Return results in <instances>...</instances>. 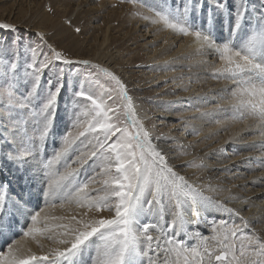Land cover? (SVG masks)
<instances>
[{"label": "snow or ice", "instance_id": "snow-or-ice-1", "mask_svg": "<svg viewBox=\"0 0 264 264\" xmlns=\"http://www.w3.org/2000/svg\"><path fill=\"white\" fill-rule=\"evenodd\" d=\"M248 2L209 0L205 19L201 0H181L175 7L167 5V0H161L163 7L150 9L154 12L151 22L161 23L180 35L192 36L201 50L214 52L222 62L217 73L236 85L232 97L237 102L234 105L236 111L241 113L238 118L244 119L246 115L258 120L264 128V5L253 23ZM221 19L226 20L228 36L218 39L214 32L217 20ZM7 28L9 25L0 24V29ZM37 36L38 41H44L42 35ZM41 46L40 43L36 47L29 46L32 60L27 68L31 72L26 75L30 76V87H26L24 93L18 92V63L9 59L5 64L0 58V71H6L10 77L7 88L0 92V107H4V112H0V123L5 124V131L11 129L20 136L18 118L10 114L14 110L39 109L32 112L34 118L39 117L38 136L34 139L20 136V146L10 147L6 153L8 160L21 168L33 154L34 140L43 143L52 131L64 88L61 76L55 85L50 80L47 91L42 92L43 72L56 61L64 65H89L88 60L72 61L50 45L48 52L38 51ZM92 67L112 82V91L117 95L75 93L87 103H81V99L75 101V107L71 109L75 132L69 131L63 136L62 147L44 163V169L50 170L66 159L70 145L79 137L91 135V138L85 145L86 150L72 161V165L78 167L66 164L63 172L57 169L49 174L43 195L49 207H56L57 202L60 207L75 203L78 208L96 213L106 211L109 217L87 218V213L80 218L73 215L68 223L57 225L59 231L54 236L53 229L46 224L38 225L42 219L62 220V217H49L39 203L25 214L22 208L27 204L20 197L9 207V187L0 185V240L4 241V246L0 247V264H82L86 254L92 264H145V258L146 264H204L205 260L212 264L213 259L217 264H264V242L252 235L238 237L241 229L223 226V222L219 234L213 237L217 242L215 245L209 246L200 232L195 236L201 239V246L185 244L181 234H188L186 207L191 205L198 213L203 204L216 208H223V205L204 197L175 170L169 154L152 142L150 132L135 117L133 101L121 79L106 68ZM104 83L102 81L100 87ZM117 97L124 103L117 104ZM0 140H3L0 144V159H3L4 145L15 143V136L12 140L0 136ZM89 161L95 165L94 174L86 181L78 182L80 168ZM90 185H99L92 190L94 195L88 191ZM12 212L22 217L26 215L25 223L30 220L23 237H31L43 254L25 251L19 239L6 235L4 217ZM169 213L170 221L167 219ZM143 217L147 222L142 220ZM213 231L217 229L214 227ZM40 237L55 246L44 251Z\"/></svg>", "mask_w": 264, "mask_h": 264}, {"label": "rangeland", "instance_id": "rangeland-1", "mask_svg": "<svg viewBox=\"0 0 264 264\" xmlns=\"http://www.w3.org/2000/svg\"><path fill=\"white\" fill-rule=\"evenodd\" d=\"M102 1L103 0H0V24L9 25V28L7 29H0V58L4 60L5 64H7L9 59H14L18 63L17 87L19 93H24L25 88L30 87V84L28 83V81L30 80V76L26 75V72H31V69L27 68V64L32 60V54L29 51V46L36 47L37 43H40L42 46L38 51L48 52V46L50 45L57 51H60L63 56L71 59L74 62L82 60L89 61L88 66L79 63L64 65L61 62L56 61L50 69H46L42 74V92L47 91L50 80L52 84L55 85L58 82L59 77L61 76L63 77L62 83L64 84V88L58 100L57 111L55 113L54 126L52 131L43 143H41L38 139L34 140L36 147L33 151L32 156L38 154V157L41 158V161L39 162L41 170L40 175L43 177L44 181H42L41 185L39 186L38 190L35 191V193H29L27 191V193L24 195V197L28 199H26V204H28L26 208L22 209L23 212L24 210H26V213L28 212V210H33L35 204H33L32 206V200H34L35 202H41L42 204L45 202L43 193L47 188L46 181L48 180L50 173L57 171V169L60 172H63L65 170L66 164L72 165V161L76 160L80 153L86 150L85 145L88 143V139L91 138V135H89V137L87 138L79 137L72 145H70L66 159L61 160L59 165H54L50 170L47 171L43 167L44 163H46L48 159L52 158L54 153L56 151H59L62 147L63 136L66 135L69 131L75 132V129L73 128L74 118L72 117L71 109L75 107V101L77 99H81L77 97L75 93L80 91H85L92 94H102L104 92H108L113 96L117 95L116 92L112 91V82L107 81L101 73L97 72V68L92 67V65L98 66L100 68H106L112 71L121 79V81L123 79V81H127L128 73H126L124 78L123 74L120 72V69L122 67H127L126 69L131 70L133 73V78L130 81L135 82V84L137 83V86L139 85V90L137 91H139L138 93L140 97H142V99L144 98L143 101H151V98L154 97V93H152L151 91V83H149L148 79H145L146 75H148L150 72V74L153 73V76L151 78L155 81L154 83H156V88H159V92L157 91L158 93L156 92L157 94L155 93V95L159 96L161 94L163 96H176V94L180 95V93L184 92L187 95L192 94L189 93L192 90L189 91V89L186 87L187 85H189V83H191V81L188 82L187 80H183V82L181 78L175 80V82H170L173 77L175 79L179 78V75H176L174 72L168 73L167 71H165L166 73H164L163 71L165 69L163 68V66L160 67L159 62H152V59L156 55V53H153L151 55L150 52H153L154 49L157 48L158 44H160V40L155 41L152 37V29H147L149 26L147 25V19L143 18L145 17L143 8L147 9L146 11L154 17V12L150 11V9H159L163 7L164 5H162L161 0H137V2L135 3L130 2V0H106L109 2V5L106 8H104L103 5H100ZM201 2L204 5V13L208 12L209 0H201ZM180 3L181 0H167V5L172 7H175ZM97 5L99 6L97 7ZM262 5H264V0H249L248 9L253 23L256 21V19H258L259 10L261 9ZM49 9H51V11ZM115 11H117V14L114 13ZM121 11L122 14L121 16H119V12L121 13ZM206 14L208 16V13ZM149 20H151L150 16ZM221 20L223 22L220 24L221 28H217L214 32V35H216L217 33L220 34L219 37L216 35L218 39L228 36L226 20ZM76 29H79L80 31L77 32ZM37 34L42 35L44 37V41H38ZM112 52L113 56L111 55ZM118 61L121 62V65H115V63H118ZM159 69L162 70L160 71ZM142 70L144 71L141 73ZM155 71L163 72L161 73V75L163 74L164 76L158 79V76H154L156 73ZM213 76L214 75L211 76V79L216 78V76ZM102 81L105 83L103 87H100ZM9 82L10 77L6 74V71H0V92H3L4 89L7 88ZM176 82H178L177 85H175ZM232 83L233 81L231 80V84ZM133 87L134 86L131 85L130 88ZM234 87L235 85H233V88ZM186 88L187 90H185ZM203 95L208 98L206 100L207 102H212L206 105V108L201 113L202 115L205 113V116H203L206 117L205 119H210L211 116V118H215L214 121L217 122L218 118L220 119L221 117L227 116V110H223L222 106L216 104L217 100L215 98H211L212 94L208 95L205 92L201 95L200 93H198L197 97L196 94L192 97L198 98L202 96L203 98ZM203 99L205 101V98ZM115 102L117 104L124 103V101L119 100L118 97ZM151 102H153V100ZM81 103L87 102L81 99ZM198 104L201 103L198 102ZM189 105L190 107H185V105H182L181 107H179L178 105L175 107L173 106L172 108H174V111L170 112L171 114H168V117L171 118H168L167 120L168 125L173 124V126L170 127L172 128L171 130H173V133L175 134L179 133L177 134V136H179L178 140H176V136L172 137L171 141H174L175 143L176 141H179L184 137L183 133H185L186 131V135L191 133L192 136L196 138L193 140V138L190 137L189 141L191 143L194 142L193 144L195 145L200 142L199 140L201 139V136L199 134L198 136L196 133L195 135L194 131L192 132V129H190L191 126L187 124L186 119L184 118L183 120V117L181 116L182 113L185 112V116H189L191 114L189 113V110H192L193 105ZM212 108L215 110L213 111ZM209 109H211L212 111H210ZM34 110L38 111L39 109L38 107H36L35 109L29 108L28 110L16 109L10 113L11 115H14L18 118L17 123L19 126L20 136H24L25 139H34L36 136H38V130L40 127L38 123L39 117H33L32 112ZM0 112H4V107H0ZM209 113L211 115H209ZM206 114L208 116H206ZM82 119L84 118L82 117ZM138 121H140L141 123L148 121L149 125L148 127H146V129H155V132H157L156 129H158L157 124H160L155 123L156 118H154L153 114H150L147 118L138 119ZM166 125L164 126L165 128ZM181 129L185 131H183L182 134L181 132H179ZM10 132H12L11 129L5 131V124L0 123V136H3L9 140H12L13 136H15V143H9L7 145H4L3 147L2 151L4 155L3 159H0V169H4L5 165L8 166V163H11V161H9L7 158V150L5 151V149H8L10 147H18L21 144L20 136H16L14 132H12V135H9ZM155 132L150 134H155ZM159 136L163 137V134L160 133ZM166 136L164 137L166 138ZM181 143L183 142L176 143V145L182 146ZM0 144H3V140H0ZM183 144V146H186L187 148L190 147L189 142ZM226 148L227 145H225L224 150H222L221 148L219 152H226ZM233 162L238 163V161L235 160ZM72 166L78 167V165ZM94 169L95 165L92 161L86 163L82 168H80L79 176L76 178L77 181H86L94 174ZM14 175L8 173V176H4L6 177L7 181H2L3 178H0V185H7L9 187L7 183L10 179L13 180V178H15ZM18 176H20L19 173ZM27 183L30 187V182L28 181ZM22 185H24V183H22ZM43 185L45 186L44 190L42 187ZM98 186L99 185H90L88 191L94 195L95 193L92 192V190L94 188H98ZM18 188L20 191L21 186H18ZM201 192L204 193V191ZM13 197H15V202L16 198L21 196L16 197V195H14ZM67 206L70 207L68 208V214L63 213V219L59 220V223H68L71 216L77 215V218H80V216H83L85 213H87V218H99L100 216H103L105 218L109 217V213H107L106 211L102 213H95V211H89L86 208H78L75 203L71 205L65 203L64 207H61L63 212L65 211V208ZM56 207L60 208L59 202H57ZM74 210H76V212ZM23 218L27 219V216L25 215ZM167 218L169 219V221L171 220L170 213ZM142 219L147 222L146 217H143ZM221 221L224 224L223 226H236V224H232L233 221L228 222V219L211 222L212 225L209 226L208 234L202 236L207 241V244L209 246H213L217 243L216 240L213 239V237L219 234V229L222 226ZM215 222L216 224H218L215 225ZM30 223V220H28V224ZM28 224L26 228H24V230L27 229V227L29 226ZM201 225L203 224L201 223ZM21 226L22 224H19V228H21ZM214 227L217 229L216 232L213 231ZM243 228L244 229L240 228L241 232L238 233V237L241 235H250L249 232H252L246 231L245 226H243ZM51 229H54V227ZM58 230L59 229H55L56 233L53 232L52 234L55 236ZM197 231L200 232L198 229ZM255 234L257 235V233L255 232L251 233V235L253 236ZM153 235H155V233H153ZM181 239L185 240V244L187 242V246H201V239L197 238L196 236L194 237L193 241L188 237H181ZM186 240L191 242L189 243ZM42 241L47 242L48 240L43 239ZM237 241V249H239L240 241L239 239ZM260 241L264 242V240ZM3 243L4 242H2L1 244L3 245ZM92 254L94 255V248L92 250ZM162 258L163 257H161V259ZM204 264H207V260H205ZM212 264H217V262L213 259Z\"/></svg>", "mask_w": 264, "mask_h": 264}, {"label": "bare ground", "instance_id": "bare-ground-1", "mask_svg": "<svg viewBox=\"0 0 264 264\" xmlns=\"http://www.w3.org/2000/svg\"><path fill=\"white\" fill-rule=\"evenodd\" d=\"M100 5H103V7L106 8L109 5V2L103 0ZM98 6L99 5H97V7ZM143 10L145 17L150 16L151 19L153 18V16L146 11L147 9L143 8ZM114 13L117 14V11ZM206 13H203L205 19L207 16ZM119 14V16H121L122 11L121 13L119 12ZM147 22V25L149 26L147 29H152L153 39L155 41L160 40V44H158L157 48H155L153 52H150L151 55L156 53L155 56L153 55L152 62H159L160 67L163 66L165 69L163 71L164 73L167 71L168 73L174 72L176 75H179V78L175 79L173 77L170 82H175V80L181 78L182 81H191L189 85L186 84V87L189 91L192 90L189 92L192 94L187 95L184 92L180 93V95L176 94V96H163L161 94L157 96L155 93L159 88H156V83H154L155 81L151 78L153 73L150 74L151 72H148L149 74L146 75L145 79H148L149 83H151V91L154 93V97L151 98L153 102H151L152 100L143 101L144 98L142 99L138 93L139 91H137L139 90V85L137 86V83L135 84V82L130 81L133 78L132 71L127 70V67H122L120 72L123 74L124 78L126 73H128L127 81H123V79L122 82L126 85L128 95L133 99V111L135 117L138 120L147 118L150 114H153L154 118H156L155 123L160 124H157V132L154 131L155 129L152 130L147 128L150 133L155 132V134H151L152 142L162 147L165 152L169 154L172 165L180 175L184 176L186 180L193 184L197 189H202L201 191H204V193L202 192L204 197H210L212 201L223 205V208H216L209 204H203L199 207L198 214L193 206H187L185 209V216L189 221L188 234H181V237H188L193 241L195 233L198 232L197 229L202 236H204L208 234L209 226L212 225L211 222L228 219V222L233 221L232 224H236L239 228L244 229L243 226L246 225V231L255 232L257 233V235H254L255 237H258L259 240H264V135L261 134L264 132V128L261 127L258 120L248 118L246 115L244 119L238 118L241 113L236 111L234 105H236L237 102L232 97V89H234L236 85L234 83L231 84L230 79H225L217 73V69L221 66L222 62L217 58V55L214 52L209 53L206 50H201L192 36L180 35L177 32L166 29L161 23H152L149 19H147ZM199 22L201 21H197V23ZM221 23H223L222 20H217L216 29L221 28ZM216 35L219 37L220 34L217 33ZM241 35H243V33H241ZM111 55L113 56V52ZM117 64L121 65V62L118 61L115 65ZM144 70H142L141 73ZM163 72H156L154 76H158L157 78L160 79L164 76L163 74L161 75ZM212 75H214L213 77L216 76L217 79H211ZM177 83L178 82H176L175 85H177ZM131 85L134 87L130 88ZM233 85H235L234 88ZM187 88L185 90H187ZM205 92L208 95L212 94L211 98L217 100L216 104L222 106L223 110H227L226 115L228 117L225 116L220 119L218 118V123L214 121L215 118H211V116L210 119H205L206 117H203L205 116V113L203 115L201 113L206 108L205 106L212 102H207L206 100L208 98L204 95L203 98H205V101L202 96L198 98L192 96L196 94L197 97L198 93L202 95ZM198 102L201 104H198ZM189 104L193 105L192 110H189V113L191 114L185 116V112L182 113L181 116L183 117V120L185 118L187 124L191 126L190 129H192V132L194 131V134H199L201 139L199 140V143L194 145V142L191 143L189 138L191 137L193 140L196 138H194L191 133L186 135L187 131L185 132L181 129L179 132L182 134L184 131V137L179 141H176V143L183 142L186 144L189 142L190 147L187 148L186 146H183V143H181L182 146H178L174 141H171L172 137L175 136V138H177L176 140H178L179 136H177V134L179 133H173L174 131L170 128L173 124L168 125L167 120L169 118L168 114H171L170 112L174 111V108H172L173 106L175 107L178 105L181 107L182 105H185V107H190ZM209 110L214 111L215 109L212 108V110ZM210 113L209 115H211ZM206 116L208 115L206 114ZM142 124L145 127H148L149 122L147 121ZM165 125L166 128L164 127ZM160 133L163 134V137L159 136ZM164 136H166V138ZM225 145H227L226 152L223 151L224 153H220L219 150H221V148L224 150ZM6 150L8 149H5V151ZM234 160L238 161V163H234ZM40 161L41 158L38 157V154H35L34 156L29 157L28 162L23 168L11 162L8 163V166L5 165L4 169H0V178H3L2 181H7L4 176H8V173L12 175L15 174V178H13V180L10 179L7 183L10 187L9 191L11 195V204L9 207L16 203V201L14 202V195H16V197L21 196L20 199L26 202L27 198L24 197V195L27 191L29 193H35V191L38 190L42 181H44L43 177L40 175ZM18 173L20 176H18ZM28 181L31 184L30 187L28 186ZM22 183H24V185H22ZM18 186H21L20 191ZM42 187L44 190L45 186L43 185ZM31 203L32 206L33 204L36 205L39 203L40 207L46 209V214L49 217H62L63 213L68 214V208H70L67 206L63 212L61 207L52 208L47 206L46 201L42 204L41 202H35L32 200ZM225 209H231L232 211L228 212ZM74 211L76 212V210ZM24 213H26V210H24ZM25 220L26 218H23L16 212L6 215L3 223L6 235H13V238L19 239L21 244L24 245L25 251L30 250L32 253L41 255L43 254L41 249L37 247L36 242H34L31 237L25 238L22 237L23 233H17L19 224H22L21 228H23V231L24 228H26L28 221L25 223ZM59 220L60 219H48L47 221H44L42 219L38 226L46 224L49 228L54 227L53 232L56 233L55 229H57V225L61 224L59 223ZM200 222L203 225H201ZM217 224L215 222V225ZM252 232H249L250 235ZM38 239L43 246L44 251L55 246L50 241H42V237ZM2 242L4 241L0 240V247L4 246V243L3 245L1 244ZM82 264H92L89 255L86 254V256H84Z\"/></svg>", "mask_w": 264, "mask_h": 264}]
</instances>
